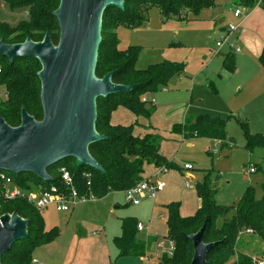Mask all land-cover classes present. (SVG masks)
Masks as SVG:
<instances>
[{"label":"rangeland","instance_id":"374dc122","mask_svg":"<svg viewBox=\"0 0 264 264\" xmlns=\"http://www.w3.org/2000/svg\"><path fill=\"white\" fill-rule=\"evenodd\" d=\"M230 3L221 5L228 16L224 22L219 17L211 20V7L203 8L197 15H189V19L201 15V20L191 21H164L159 9L153 7L147 23L138 27L117 25L119 48L139 47L137 68L144 69L165 60L185 63L181 75L141 93V100L152 110L150 117L137 116L124 105H119L111 115L114 124L134 125L136 135L142 136L144 130L141 125H146L148 129L151 127L154 132L149 130L150 133H155L161 139V153L178 168H168L154 178L165 182V190L157 192L158 197L142 196L136 205L127 200L123 190L111 191L103 199L81 203L73 211V208L58 211L53 205L41 210L47 227L58 226L61 235L53 243L35 249L33 259L38 264H55L56 261L60 264H104V258L109 264H140L137 257L120 256L114 243V238L122 233V218L134 217L144 226L138 230L139 236H154L168 247V205L178 202L181 216H194L199 209L195 186L208 171L214 172V185L218 189L216 199L221 205L236 204L250 186L255 189L256 199L263 196L264 148L249 147L246 132L254 136L264 134V65L260 62L262 53L259 55L258 50L259 46L264 49V24L247 31L249 44H246L240 22L254 9L264 11V8L256 5L247 9L233 0ZM235 8L243 12L236 19L230 12ZM28 17V7L12 9L6 0H0V21L17 25ZM232 24L237 25L239 30L229 31ZM218 42L222 46H218ZM239 45L243 47L240 52L236 50ZM228 53L235 56L237 72L223 65ZM218 72H222L223 80L218 78ZM207 77H211L217 86L223 85L221 90L208 87L211 81H207ZM185 114H217L226 118L227 141L218 143L219 140L198 138L191 141L193 146H188L190 141L174 129L175 124L183 121ZM214 149L218 150L217 153H214ZM186 161L195 166L191 171L197 176L195 181L190 180L186 176L187 171L182 169ZM74 162L70 160V163ZM252 167L257 170L251 171ZM144 169L146 176H149L154 175L159 167L146 164ZM232 215L233 211L228 214ZM215 221L216 227L220 228L224 218L219 216ZM82 223L87 227L88 238L79 241L75 237ZM98 238H105V242L95 246ZM234 248L238 253L250 256L253 261L254 258L264 259V241L247 229L240 232ZM161 254L158 252V256L153 257V263L159 262ZM236 258L237 254L230 262Z\"/></svg>","mask_w":264,"mask_h":264},{"label":"trees","instance_id":"16d2710c","mask_svg":"<svg viewBox=\"0 0 264 264\" xmlns=\"http://www.w3.org/2000/svg\"><path fill=\"white\" fill-rule=\"evenodd\" d=\"M12 9L29 8V17L17 25L0 21V40L15 44L24 42L27 37L34 41L43 40L50 31L55 44L59 42L60 25L54 11L60 0H6ZM239 6L247 9L260 5L264 8V0H234ZM215 5V0H126L125 8L110 5L104 12L102 41L99 48L96 74L103 77L114 71L112 79L116 83L134 85L129 92L111 94L97 100L98 117L96 128L105 135L103 140L90 145V152L102 165L105 171L86 164H77L76 158L65 159L48 168L50 180H43L34 173L11 172L16 183L25 191L47 190L52 185L65 189L59 168L63 165L71 171L74 184L81 195L93 192L95 197L102 198L111 191L126 190L143 179L145 165L178 168L161 153V139L155 133L136 135L134 125L113 124L111 115L119 105L131 109L137 116L150 117L152 110L146 107L140 95L144 91L166 84L185 70V63L164 62L149 65L147 68L136 67L139 55L138 46L127 49L119 48L116 27L119 24L138 27L149 21V11L156 7L164 21L169 19L190 20L189 15L199 14L206 7ZM0 87L7 97L0 100V115L12 125L21 123L22 108L40 120L43 117L41 101V79L38 75L40 61L34 57H17L14 62L0 54ZM264 65V49L260 56ZM36 63V64H34ZM39 65V66H36ZM224 67L230 71L236 69L234 54L225 55ZM217 90L214 82L209 84ZM227 119L217 114H188L184 121L175 124L174 129L183 133L185 138H212L219 142L227 141L225 125ZM248 146L264 148V134L250 135L246 132ZM222 144V143H221ZM75 160L70 163V160ZM214 172L208 171L204 179L197 183L196 191L201 205L194 216L184 217L179 212V203L168 205L169 234L168 239L175 242L172 255L164 253L159 264H191L194 245L189 234L197 232L207 221L204 232L205 242L220 241L208 254L207 264H228L237 254V258L229 264H254L250 256L238 253L234 244L237 237L245 229H252L264 241V188L260 199L255 197V189L248 187L240 200L233 205H221L217 202L218 189L215 187ZM91 181V184L88 182ZM2 213L17 211L29 220L27 238L14 243L12 249L2 258L3 264H33V252L39 246L55 241L60 235L58 226L47 229L41 210L30 203L26 197L12 200L0 199ZM233 211L232 216L228 214ZM224 218L223 225H215L217 217ZM157 241L156 237L147 240L138 236V222L134 217L122 218V233L114 238L119 255L125 257H142L149 254V244Z\"/></svg>","mask_w":264,"mask_h":264},{"label":"water","instance_id":"95a60500","mask_svg":"<svg viewBox=\"0 0 264 264\" xmlns=\"http://www.w3.org/2000/svg\"><path fill=\"white\" fill-rule=\"evenodd\" d=\"M125 1L60 0L54 11L60 25L57 44L50 31L41 41L27 37L22 43L9 44L0 40V54L11 63L17 57H34L40 61L38 75L43 106L40 120L23 107L21 123L17 126L10 125L0 115V170L34 173L50 180V166L76 158L78 165L105 171L90 152L92 143L106 138L96 128L97 100L127 93L134 85L114 82V71L99 77L96 66L104 12L110 5L124 9ZM28 223L17 211L0 216V264L14 243L29 236ZM206 225L207 221L197 232L189 234L194 245L191 264H207L209 252L220 243L205 242Z\"/></svg>","mask_w":264,"mask_h":264},{"label":"built area","instance_id":"2783aa9c","mask_svg":"<svg viewBox=\"0 0 264 264\" xmlns=\"http://www.w3.org/2000/svg\"><path fill=\"white\" fill-rule=\"evenodd\" d=\"M242 9L236 8L234 14L236 16H240L242 14ZM237 25H230L229 31H237ZM225 37V36H224ZM226 39V37H225ZM218 46H222L221 42L217 43ZM237 51L241 50L240 46L236 47ZM1 72V68H0ZM0 96L5 99L7 94L5 90L0 91ZM215 152L217 149L214 150ZM185 169H193L194 165L192 163H185ZM168 167L161 166L159 169L160 173L167 171ZM61 173L62 182L65 185V189H60L56 185H52L47 190H38V191H24L15 181L14 176L10 171L0 170V199L4 200H12L17 197H26L27 200L34 204L40 210L46 209L50 206H55L58 211H69L74 206L81 202H85L91 199L96 198L92 191L88 194L81 195L78 192L74 184V178L71 171L67 168V166L63 165L59 168ZM251 171H256L255 167L251 168ZM91 184V181L88 182ZM165 187V182L160 180H155L153 178L143 179L138 182L134 186L125 190L127 195V200L133 204H139L142 196H155L157 192L163 190ZM2 207V203L0 202V209ZM0 211V216L3 215ZM144 226L142 223H138V229H143ZM248 232H253L252 229H247ZM158 246L161 249L160 253H167L169 255L173 254L175 249V242L173 240H169L168 247H165L164 243H158ZM163 254L159 255L158 258H161ZM36 262V260H33ZM254 264H264L263 258H254Z\"/></svg>","mask_w":264,"mask_h":264},{"label":"crops","instance_id":"0c3cea01","mask_svg":"<svg viewBox=\"0 0 264 264\" xmlns=\"http://www.w3.org/2000/svg\"><path fill=\"white\" fill-rule=\"evenodd\" d=\"M230 2H232V0H230L229 2H227V1H222L221 2V0H217V4L216 5H214V6H212L210 9H211V20H214V18H221L220 20H221V22H224V21H226L227 19H228V16L225 14V7L223 6H221V5H228V4H231ZM233 2H234V0H233ZM222 8H224L223 10H221ZM236 9V8H235ZM235 9L234 10H230V12H231V14L233 15V17L236 19V15L234 14V11H235ZM215 10L217 11V12H215ZM200 17H198V18H195V19H190V20H184V21H191V20H201V15H199ZM238 19V18H237ZM264 24V11H262L261 9H259V8H256V9H254L247 17H244L243 19H242V22H240V27L242 28V38L244 39V41H245V43L246 44H249V39H248V37H247V31L249 30V29H252V30H254V29H256L258 26H261V25H263ZM238 30H239V27H238ZM240 47H241V50L240 51H242L243 49V47L241 46V45H239ZM258 50H259V55L262 53V47L261 46H259L258 47ZM239 51V52H240ZM236 70V72L238 71L237 70V68L235 69ZM231 74H233V73H231ZM218 78L219 79H221V80H223L222 78H223V75H222V72H218ZM211 77H207V81H211V83L212 82H214L215 83V81L214 80H212V79H210ZM211 83H209V84H211ZM209 84H208V87H210L209 86ZM215 85H216V88L218 87L220 90H221V88L223 87V85L221 86V87H219V86H217V84L215 83ZM220 92V91H219ZM188 114H185V116H184V118H183V121H184V119H185V117L187 116ZM182 121V122H183ZM113 122V121H112ZM113 124H114V122H113ZM142 126V128H143V130H144V134H147V133H150V131L149 130H151L152 132H154L153 131V129L150 127L149 129H148V127L146 126V125H141ZM143 133L141 134V135H143ZM199 137H195V138H190V139H188V138H186V140H188V141H190L189 143H188V146H193V143L191 142L192 140H194V139H198ZM200 139V138H199ZM205 139H212V138H205ZM213 140H216V139H213ZM218 143H220L219 141H218ZM215 150V149H214ZM213 150V151H214ZM218 151V150H217ZM214 153H215V151H214ZM217 153V152H216ZM185 163H192V162H190V161H186V162H184V164ZM146 166V165H145ZM152 166H155V165H153L152 164ZM156 168H158L157 166H155ZM159 169H160V167H159ZM183 170H185V171H187V173H186V176L190 179V180H193V181H195L196 179H197V176L195 175V174H193L191 171L192 170H194L195 169V166H194V168L193 169H190V170H188V169H185L184 168V165H183V168H182ZM256 170H257V168H256ZM159 174H161L160 172H159V170L154 174V175H149V176H146V174H145V171H144V177H146V178H156ZM187 186L188 187H190V184L188 183L187 184ZM195 189H196V186H195ZM165 190V187H164V189L163 190H161V191H164ZM160 191V192H161ZM117 192V191H116ZM112 193V192H111ZM111 193H108L106 196H104V197H102V198H94V199H91V200H88V202L89 201H92V200H96V199H103V198H106V197H108ZM157 195V194H156ZM155 195V196H156ZM154 196V197H155ZM159 196V194L157 195V197ZM198 198H199V207H200V205H201V199H200V197L198 196ZM81 203H87V201L86 202H81ZM81 203H79V204H81ZM79 204H77V205H79ZM76 205V206H77ZM136 205V204H135ZM99 207H101V206H99ZM74 208H75V206L73 207V209H72V211L74 210ZM45 217V216H44ZM46 223V222H45ZM80 226H81V229L80 230H78V234H77V236L75 237V238H78L79 239V241H81V240H83V239H85V238H88L87 237V227L85 226V224L84 223H82V224H80ZM46 228L47 229H49V227H47V224H46ZM52 228V227H51ZM60 229V228H59ZM139 230V229H138ZM99 232H101V230L99 231ZM94 234H96V232H94ZM60 235H61V230H60ZM59 235V236H60ZM107 235V234H106ZM139 236V235H138ZM149 237H154V236H151V235H148L147 237H145V238H142L141 236H139V238H141V239H144V240H147ZM58 239V238H57ZM56 239V240H57ZM55 240V241H56ZM54 242V241H53ZM53 242H51V243H53ZM102 242H105V238L104 239H97L96 240V243H95V246H97V245H101V243ZM160 241H158V239H157V241H155V242H153V243H151V244H149V248H150V250H149V254L147 255V256H142V257H137L138 259H139V263L140 264H158V263H153V257H155V256H158V252H161V250L159 251V249H160V247L158 246V243H159ZM169 242V241H168ZM51 243H48V244H51ZM46 245V244H45ZM164 245H165V243H164ZM44 246V245H43ZM166 247V246H165ZM117 250H118V248H117ZM159 259V258H158ZM33 260H36V259H33ZM103 260H105V262L106 263H104V264H109L108 262H107V259H103ZM34 263H36V264H38L39 262H37V260H36V262H34L33 261V264ZM42 264H45V262H43ZM55 264H60L59 263V261H56L55 262ZM101 264V263H100Z\"/></svg>","mask_w":264,"mask_h":264}]
</instances>
